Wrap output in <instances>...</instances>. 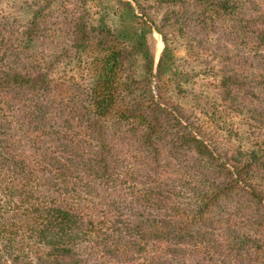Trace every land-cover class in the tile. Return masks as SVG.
<instances>
[{"label": "trees", "instance_id": "16d2710c", "mask_svg": "<svg viewBox=\"0 0 264 264\" xmlns=\"http://www.w3.org/2000/svg\"><path fill=\"white\" fill-rule=\"evenodd\" d=\"M0 264H264V0L0 18Z\"/></svg>", "mask_w": 264, "mask_h": 264}, {"label": "rangeland", "instance_id": "374dc122", "mask_svg": "<svg viewBox=\"0 0 264 264\" xmlns=\"http://www.w3.org/2000/svg\"><path fill=\"white\" fill-rule=\"evenodd\" d=\"M33 2L34 0H0V18L3 17L10 22H18V24H21V22H25L28 7ZM153 40L156 60L162 47V43L157 33L153 34ZM156 42H159L157 50L155 48Z\"/></svg>", "mask_w": 264, "mask_h": 264}]
</instances>
